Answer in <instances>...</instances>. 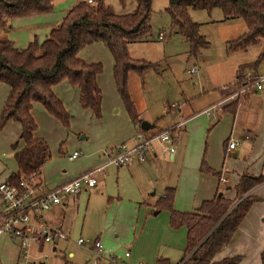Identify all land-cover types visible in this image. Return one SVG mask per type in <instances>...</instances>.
Listing matches in <instances>:
<instances>
[{
    "label": "crops",
    "instance_id": "1",
    "mask_svg": "<svg viewBox=\"0 0 264 264\" xmlns=\"http://www.w3.org/2000/svg\"><path fill=\"white\" fill-rule=\"evenodd\" d=\"M61 16L52 17L49 21H53L55 26ZM236 20L242 21L239 18L223 19L222 16L219 21L228 22V27L237 29L231 37L222 38L225 57L221 61L236 59L228 70V73L233 74L232 82L218 81L207 89L215 97L200 111H194L190 106L184 109L188 102L181 105L171 103L167 110L161 102V107L156 105L153 110L148 111L145 103L146 109L139 116L140 111L131 99L137 113L136 124L129 119L116 91L112 74L113 62L107 48L100 42H94L78 51L77 57L84 62H98L102 66L101 73L95 79L101 97L100 117L94 118L88 110L79 106L77 89L66 81L59 82L51 90L70 115L68 128L62 127L40 105L33 104L31 116L36 125L34 137L45 143L42 136L45 131L53 141H59L65 150L64 153L61 148L55 149L52 160L45 161L35 173V178L45 187L56 186L102 164L104 159L100 154L101 148L117 143L131 144L133 134L138 128L141 129L140 121L147 122L148 127L143 130L145 134L173 126L179 121L182 124L171 131L169 141L153 145L144 164L128 162L119 167H103L93 173L95 184L92 187L83 186L74 196L64 199L62 204L42 212L39 215L41 221H60L69 239L73 234L84 235L90 240H98L107 252L127 251L128 256L122 259L124 264H156L159 257L167 259L170 264H176L183 254L185 228H170L168 211L157 209V201L166 188L174 189L172 209L190 212L216 193L232 198L233 186L241 174L264 177V93L249 91L238 97L233 94V89L243 81L246 71L252 76L264 73V58L255 68L243 69L242 79L237 77L238 67L250 62H238L237 53L245 52L246 49L227 51L226 43L244 31L238 30ZM46 25L42 23L38 31L48 32L52 26ZM33 32L27 31V39H30ZM156 38L158 41L165 40L161 32ZM14 39L12 37L11 40L15 41ZM144 40L128 43V54L131 45ZM7 93V86L0 84V109ZM210 105H218L220 110L205 113ZM167 115L171 119L163 121ZM162 121V126L156 125ZM40 125H43V129ZM19 132V125L13 121H8L0 129V182L16 171L11 146L18 140ZM231 140L236 143L233 148L228 149L227 143ZM47 145L49 146V142ZM168 145L173 146L172 153L166 149ZM20 146L21 143L17 142V148ZM72 151H79L80 155L68 160L66 156ZM173 158H176L178 164L174 179L168 168L158 165L164 159ZM201 160L219 172V177L199 172ZM156 189L160 192H156ZM247 194L257 200L250 204L227 245L213 256L215 261L238 255L240 260L237 264L260 263L259 253L264 249V182ZM86 220H89L87 226ZM45 245L49 244L39 243L37 249L42 251ZM49 250L57 251V244L49 245ZM18 252L15 240L0 235V264H15ZM36 253L33 250V254Z\"/></svg>",
    "mask_w": 264,
    "mask_h": 264
},
{
    "label": "trees",
    "instance_id": "2",
    "mask_svg": "<svg viewBox=\"0 0 264 264\" xmlns=\"http://www.w3.org/2000/svg\"><path fill=\"white\" fill-rule=\"evenodd\" d=\"M53 1L0 0V30L8 29L10 19L51 12ZM133 1L132 11L115 13L103 0L91 3L80 0L64 11L59 22L40 42L32 37L26 47L18 49L12 41L0 39V84L8 88L0 109V129L8 121L16 122L20 128L18 140L11 146L16 171L8 175L6 182L16 183L20 177L34 176L48 158L44 141L33 135L36 129L31 116L33 104L40 105L62 127L69 125V113L52 93L54 85L66 81L75 87L79 106L94 118L100 117L101 97L95 79L102 66L77 57L78 51L90 43L100 42L109 51L118 96L131 122H138L127 91V77L134 73L142 78L145 71L154 69L155 65L131 59L128 55L127 44L141 41L150 33L151 0ZM214 8L220 11L223 19L239 18L244 23V31L226 43L227 51L244 50L263 41L256 58L238 67L237 77L242 79L243 69L255 68L264 58V0H167L164 11L169 17L170 28L187 43L188 54L196 56L208 42L198 33V24L189 18L188 9L209 12ZM17 142L21 143L19 148ZM198 170L219 177V172L203 160ZM262 182L264 177L260 175L241 174L233 186L232 198L216 193L190 212L172 209L174 189L166 188L157 201V209L168 211L170 228H185L183 254L176 264H237L238 255L218 261L213 260V256L227 245L250 204L257 200L247 193ZM259 260V264H264V249L259 253ZM156 264L170 263L159 257Z\"/></svg>",
    "mask_w": 264,
    "mask_h": 264
},
{
    "label": "rangeland",
    "instance_id": "3",
    "mask_svg": "<svg viewBox=\"0 0 264 264\" xmlns=\"http://www.w3.org/2000/svg\"><path fill=\"white\" fill-rule=\"evenodd\" d=\"M77 1L80 0H54L52 10L47 14L10 19L8 29L0 30V39L11 40L12 37L15 38V41H11L18 49L26 47L28 40L32 39V37L40 42L47 33L46 31H38L41 24L45 23L47 24L46 26L49 27L50 25L53 27V21H49V19L61 16L60 14L63 10H67ZM103 2L115 13H126L134 9L133 0H103ZM166 4L167 0H151L148 18L150 33L145 36L144 42L136 43L129 47L128 55L131 59L155 65L154 69L150 68L145 71L143 80L142 78L139 80V77L134 73H130L127 77V91L130 94V99L134 100L140 111L138 113L139 116L143 115L141 112L144 108L146 109L147 105V110L151 111L156 105L161 107V102L164 103V107H162L166 110L171 103L181 105L188 102L184 109L190 106L192 110L200 111L215 97L213 93H210L211 90L208 91L207 89L212 88L211 86L218 81L227 83L233 80V74L228 73V70L229 66L235 64L236 59L221 61L225 57L222 38L231 37L237 29L228 27V22H219L221 13L216 8L209 12L188 9L189 18L198 24V33L208 42L207 47L201 48L196 56H191L188 54V45L183 37L170 28L169 17L164 11ZM236 23L238 30L243 31L244 25L242 21L236 20ZM32 26L35 27L33 28ZM28 30L34 31L30 39L26 37ZM159 32L165 36L164 41L157 40L156 37ZM262 44L263 41L259 40L257 44L249 45L245 52L237 53L239 55L238 62H252ZM211 49H213V52ZM190 69H193L194 72L187 74L185 71ZM148 111L146 112L151 114ZM170 119L171 116L167 115L163 121L167 122ZM163 121L156 125L162 126ZM40 126L43 129V125ZM43 132L42 136L45 144L47 145L49 142V146L47 145L48 161L52 160L54 150H57V148H61L60 150L65 153L59 141H53L49 133ZM176 154L177 149L175 156ZM175 159H164L158 163L161 168L170 170L172 179H174L178 166ZM155 191L160 192L159 189ZM88 224L89 220H86L85 225L87 226ZM77 237L90 239L84 235L73 234V237H70V241ZM56 244L57 251L55 252L49 250V245H45L41 251L47 255V258L43 261L44 264H64L65 262L67 264H84L86 261L85 264H93L88 252L81 247L73 243L64 244L61 241L56 242ZM9 248L10 246H8ZM122 253L116 254L121 255ZM68 254H71V256H68ZM104 263L107 264L101 260L97 264Z\"/></svg>",
    "mask_w": 264,
    "mask_h": 264
},
{
    "label": "built area",
    "instance_id": "4",
    "mask_svg": "<svg viewBox=\"0 0 264 264\" xmlns=\"http://www.w3.org/2000/svg\"><path fill=\"white\" fill-rule=\"evenodd\" d=\"M86 1L91 3L95 0ZM193 72V69L186 70L187 74ZM249 91L264 93V73L252 76L246 71L243 81L233 89V94L238 97ZM219 110L218 105H210L205 113ZM181 124L182 121H179L151 134H145L138 128L132 136L131 144L117 143L101 148L100 154L104 159L102 164L53 187H45L35 176L20 177L16 183L0 182V235L18 243L19 252L15 264H39L45 260L47 255L37 249L39 243L54 245L58 241H70L60 221L46 223L40 220L42 212L62 204L64 199L74 196L83 186L92 187L95 184L93 173L107 165L119 167L128 162L144 164L153 145L169 141L171 131ZM235 143L229 141L227 148H233ZM166 149L169 153L173 152L172 145L166 146ZM79 155V151H72L66 158L72 160ZM71 242L86 250L93 264L101 260L107 264H124L122 259L128 256L127 251L121 255L105 251L98 240L77 237ZM33 250L37 253L33 254Z\"/></svg>",
    "mask_w": 264,
    "mask_h": 264
},
{
    "label": "water",
    "instance_id": "5",
    "mask_svg": "<svg viewBox=\"0 0 264 264\" xmlns=\"http://www.w3.org/2000/svg\"><path fill=\"white\" fill-rule=\"evenodd\" d=\"M139 127L141 128V130L143 131V130H146L147 129V122H145V121H140V123H139ZM220 193H217V195H219ZM40 264H44V263H40Z\"/></svg>",
    "mask_w": 264,
    "mask_h": 264
}]
</instances>
